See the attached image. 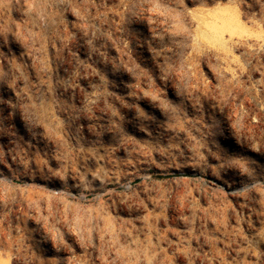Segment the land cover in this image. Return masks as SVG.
Instances as JSON below:
<instances>
[{
	"label": "rangeland",
	"instance_id": "1",
	"mask_svg": "<svg viewBox=\"0 0 264 264\" xmlns=\"http://www.w3.org/2000/svg\"><path fill=\"white\" fill-rule=\"evenodd\" d=\"M0 264H264V0H0Z\"/></svg>",
	"mask_w": 264,
	"mask_h": 264
},
{
	"label": "bare ground",
	"instance_id": "2",
	"mask_svg": "<svg viewBox=\"0 0 264 264\" xmlns=\"http://www.w3.org/2000/svg\"><path fill=\"white\" fill-rule=\"evenodd\" d=\"M217 22L204 23L207 31L202 33V37L208 43L220 44L224 34L232 36H242L243 34L252 35L239 22L238 15L235 11L229 12L226 8H221L215 15ZM203 23V22H202Z\"/></svg>",
	"mask_w": 264,
	"mask_h": 264
}]
</instances>
